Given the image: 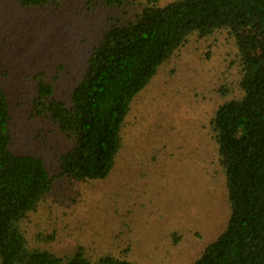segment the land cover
Wrapping results in <instances>:
<instances>
[{
  "label": "trees",
  "instance_id": "trees-1",
  "mask_svg": "<svg viewBox=\"0 0 264 264\" xmlns=\"http://www.w3.org/2000/svg\"><path fill=\"white\" fill-rule=\"evenodd\" d=\"M65 1L16 4L27 11L59 7ZM80 3L82 15L83 10L87 15L98 9L107 15L95 31L82 75L66 93L57 76H32L34 96L26 107L28 118L49 119L69 142L58 158L56 178L82 184L107 180L122 151L132 149L125 127L137 96L192 38L210 41L209 47L225 42L227 73L235 74L238 91L217 85L208 133L228 216L191 264H264V0ZM11 106L0 81V264H138L126 251L123 256L93 257L81 243L64 254L30 245L25 224L52 191L54 179L44 158L14 150ZM149 133V138L154 136ZM159 157L160 149H153L150 162ZM146 159L129 163L121 188L136 181L147 184L153 172L150 166L141 167L149 164ZM123 193L129 197L126 202L139 198ZM55 238L54 233L35 235L46 244Z\"/></svg>",
  "mask_w": 264,
  "mask_h": 264
},
{
  "label": "rangeland",
  "instance_id": "rangeland-1",
  "mask_svg": "<svg viewBox=\"0 0 264 264\" xmlns=\"http://www.w3.org/2000/svg\"><path fill=\"white\" fill-rule=\"evenodd\" d=\"M80 4L67 0L26 11L16 0H0V81L12 104L13 148L44 158L54 179L52 191L25 224L28 241L57 254L81 243L93 257L126 251L138 264H191L228 216L208 133L217 85L238 91L235 74L227 73L226 43L209 47L210 41L192 38L176 51L135 99L125 127L132 149L122 151L107 180L58 179V158L69 142L49 119L28 118L26 107L34 96L32 76H57L66 93L82 75L95 31L107 15L99 9L82 15ZM153 149H160L155 163L150 162ZM144 158L150 165L141 167L150 166L153 177L139 182L142 187L136 181L121 188L129 163ZM123 192L139 198L127 203ZM53 233L51 244L35 240Z\"/></svg>",
  "mask_w": 264,
  "mask_h": 264
}]
</instances>
